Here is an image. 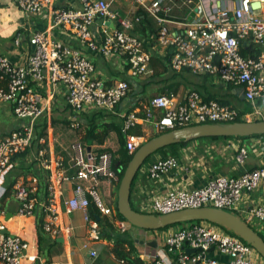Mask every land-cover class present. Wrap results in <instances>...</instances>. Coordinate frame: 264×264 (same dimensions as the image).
I'll use <instances>...</instances> for the list:
<instances>
[{
    "label": "built area",
    "instance_id": "1",
    "mask_svg": "<svg viewBox=\"0 0 264 264\" xmlns=\"http://www.w3.org/2000/svg\"><path fill=\"white\" fill-rule=\"evenodd\" d=\"M76 1L78 8H64L57 0H16L26 16L48 14L50 24L30 35L32 49L26 63H15L9 56L0 54V103L12 104L19 120L15 129L0 137V204L9 190L8 177L18 164L16 156L28 149L32 156L35 150L34 161L41 174L19 177L12 197L18 202L16 215L41 218V230L53 241L73 233V225L63 222L61 210L66 183L75 186L74 194L64 200L65 214L76 210L87 212L86 220L95 240L101 238L102 227L88 214L90 203H95L101 216L115 214L98 189L102 179L120 181L113 167L114 154L109 150L95 151L83 142L81 114L92 109L114 111L132 91L128 79L113 84L101 79L94 61L73 41L96 56L122 58L127 74L135 79L154 74L148 41L152 49L158 46L171 53L173 71L208 73L223 82L243 86L244 98L254 105L251 112L242 116L244 120L264 117V107L257 105L259 99H264V0H133L137 11L133 16H122L108 0ZM142 12L155 22L154 30L145 38L136 33ZM98 19H103V23H98ZM107 21L115 27L107 25ZM56 27L66 34L67 40L53 36ZM21 40L18 35L16 43ZM251 44L261 49L258 57L242 54V46ZM61 86L71 110L68 129L79 135L63 148L64 155L53 159L46 147V136L37 137V126ZM43 89L48 91L47 100ZM239 114L233 105L206 100L197 90L184 95L171 91L158 94L146 103L137 100L134 108L123 116L122 129L127 150L134 154L148 137L132 131L138 124L153 122L157 133H163L202 123H229L236 121ZM36 140L39 147L33 150ZM237 151V162L244 164L250 154L248 145L241 140ZM180 167L181 160L175 156L158 157L148 165L147 171L152 180H161ZM263 180L264 166L240 175L219 174L200 187L169 188L164 195L151 198L143 211L165 214L212 206L239 214L260 232L264 230V204L252 203V195ZM8 213L6 208L0 209V264H23L29 258L39 259L40 264H59L30 255V243L10 231ZM130 224L127 220L119 221L122 232ZM156 242L154 253L145 259L146 264H261L250 244L213 222L170 226L166 228L164 245ZM212 248L225 258L210 256ZM91 255L96 258L98 253L94 250Z\"/></svg>",
    "mask_w": 264,
    "mask_h": 264
},
{
    "label": "crops",
    "instance_id": "2",
    "mask_svg": "<svg viewBox=\"0 0 264 264\" xmlns=\"http://www.w3.org/2000/svg\"><path fill=\"white\" fill-rule=\"evenodd\" d=\"M108 1L112 2V8L115 11H118L122 16H133L137 12L133 0ZM57 3L64 8H78L80 6L76 0H57ZM49 24L50 17L48 14L28 17L18 8L16 0H0V54L9 56L15 63H26L28 53L32 49L29 44L30 35L35 31L46 29ZM143 24L142 26L139 25L136 29V33L145 38L149 31L153 29V26L149 28L146 27V23ZM52 34L58 39H68L66 34L58 27L52 30ZM18 35L22 39L19 44L16 43ZM147 43V46L152 50L154 58H162L168 54L167 50H162L158 48V46L157 49H152V45L148 41ZM73 44L76 47L81 48L84 53L94 61L97 75L107 84H113L119 79H128L136 86H139L136 90L138 93L144 90V82L147 78L135 79L130 77L127 74V65L122 58L116 57L113 59H105L94 55L80 46L76 41H73ZM170 70L173 71L170 64H168L167 70L164 69L163 66L158 68L159 74L156 75L161 76L163 80L157 87L159 94L174 91L177 94L184 95L190 90H197L204 99L211 98L228 100L230 105H233L239 111L245 106L246 101L244 98L243 86L223 82L217 76L208 73L193 74L185 69L179 72L173 71L174 74L171 75ZM155 73L153 75H155ZM41 91L44 94L45 100H47L48 91L46 89ZM149 99L150 98H144L142 96L132 98L129 95L114 111L92 109L88 112L82 113L81 116L84 125L83 142L87 143L91 149L95 151L105 148V150H109L116 155L118 150L121 149L119 136L116 132H111L103 144H98L96 141L91 140L87 141L85 139V127L88 117H92L94 114L99 116L101 112H116L114 113L115 116H119L120 123H122L123 116L134 108L137 100L146 103ZM70 111L65 90L62 86L58 87L55 97L47 109L45 117L41 120L42 123L47 119L46 147L49 151L50 157L53 159L64 155L63 148L69 145L72 142V139L67 141V138L61 137V133L59 136L54 135L53 126L55 123L53 124L52 119L56 116H66L69 119ZM0 114L5 118L6 126L13 125L12 129L17 127L19 120L15 117L12 104L0 103ZM159 115L160 111L157 110L155 116L158 117ZM103 118L104 119H101V121L114 122L112 119ZM150 127H152L153 132L157 133L153 122L138 124L132 129V131L134 132L135 130L140 129L141 134L149 136L150 132H152ZM64 130L66 129L64 128ZM9 131L0 132V137ZM77 138L78 136L75 134L73 140H76ZM115 143L116 146L114 145ZM240 143L241 140L235 139H206L193 141L189 145L181 148V153L184 156V160H181V167L166 174L161 180H152L148 176V165L142 167L133 184L131 202L136 208L143 211L145 205L148 204L151 198L164 195L169 188L178 186L189 188L200 187L206 184L210 178L219 174L240 175L245 171L264 166V135L244 141L250 150L249 158L244 164H239L236 160V154L238 152L237 147ZM34 149H36L35 145L33 146V150ZM34 155L35 150L33 155H29V158H27L24 166L25 169L18 168L17 164L14 172L19 174L18 178L25 174L30 175L33 173H40V167L37 162L34 163ZM68 160L69 158H66V162H68ZM31 165H33V167H31ZM74 171L75 170L73 169V174ZM118 183V181L108 182L103 179L99 181L98 189L106 203L109 202L110 199H113L117 192ZM74 186L75 183L65 184L66 190L61 200L63 222L66 224L71 223V225H73V233L70 237L64 236L53 241L49 235L41 230V218L36 216L21 217L16 215L18 202L12 197V195L8 197L5 204L8 212L13 213L8 219V227L10 231L20 234L23 239L27 240L30 243V255H37L42 261H55L59 264H123V262L119 261L111 251L115 245V236L110 239L102 228L101 238L95 240L91 236L89 224L86 220L87 212L76 210L70 215L65 214L64 200L74 194ZM252 203L264 204V180L259 189L252 195ZM115 211L117 212L116 209ZM116 212L112 217H103L110 219L114 224L115 229L122 232L119 227V221L121 218L118 217ZM125 232H128L132 237L131 240H133L140 258L146 262L145 259L148 258L149 254H153L155 250L154 248H156V246H151L148 243L156 240L159 245L163 246L166 228L147 230L130 224L127 226V230L123 233ZM142 241H144V243H142ZM94 250L98 253L96 258H93L91 255V251ZM209 255L222 259L225 258L217 251H214V249L210 251ZM259 262L264 264L261 259H259ZM23 264H40V262L39 259L29 258L25 259Z\"/></svg>",
    "mask_w": 264,
    "mask_h": 264
},
{
    "label": "water",
    "instance_id": "3",
    "mask_svg": "<svg viewBox=\"0 0 264 264\" xmlns=\"http://www.w3.org/2000/svg\"><path fill=\"white\" fill-rule=\"evenodd\" d=\"M98 23L102 24L103 19H98ZM106 24L112 28L115 27V24L111 21H107ZM263 134L264 119L233 121L229 123H202L158 134L150 140H147L133 154L129 161L118 187L117 212L132 225L147 230H159L175 224L193 221L213 222L238 235L246 243L250 244L264 260L263 236L235 212L205 206L157 214L136 210L131 205L132 188L139 170L144 167L146 160L160 149L181 141H191L203 137H246ZM11 214L13 213H8L7 219H9ZM148 244L155 247L157 242L154 240ZM187 251L194 252L196 249H187Z\"/></svg>",
    "mask_w": 264,
    "mask_h": 264
},
{
    "label": "trees",
    "instance_id": "4",
    "mask_svg": "<svg viewBox=\"0 0 264 264\" xmlns=\"http://www.w3.org/2000/svg\"><path fill=\"white\" fill-rule=\"evenodd\" d=\"M143 13V18L141 20V26L143 23H146V27H151L153 26V30H154V21L153 19L147 14V13ZM144 25V24H143ZM142 33V32H141ZM241 52L243 55L245 56H252V57H258L261 53V49L260 48H256L254 47L252 44L251 45H244L241 48ZM170 57H171V53H168L166 56L160 58V57H153V61H152V66L154 68V73L159 74L158 72V68L160 66H163L164 69H168V64H170ZM160 62V63H159ZM164 71V70H163ZM190 71V70H189ZM132 92L130 93V97L134 98V92H136L137 88L139 87L138 85L136 86L135 84H132ZM171 92V91H170ZM174 92V91H173ZM206 100H211V98H207ZM219 102L223 103V104H230V102L228 100L225 99H216ZM245 106L242 110H240V114L239 117L236 119V121H242L244 120V118L242 117L245 113L247 112H251L254 108V105L247 101L245 99ZM257 105L264 107V99H259L257 101ZM101 115V114H100ZM95 116L96 114H94V116L90 117V119H87V123H86V133H85V139L87 141L91 140V141H96L98 144H103L105 142V140L108 138V136L110 135L111 132H116L119 136V142H120V146H121V150H120V156L121 159H115L114 158V163H113V167L115 169V171L117 172L119 179L121 180L124 171L129 163V161L131 160L133 154H130L129 151L127 150V146H126V135L123 132L122 129V125L123 123L117 124L115 122H105V121H96L95 120ZM47 119H45L44 122H42L39 126H37V137L40 138L41 136H46L47 135ZM68 123V122H67ZM134 132L141 134V130H135ZM160 134V133H158ZM264 135V134H263ZM262 135H253V136H246V137H223V136H219V137H203L200 139H195V140H191V141H181L177 144H173L170 145L168 147L162 148L160 149L158 152H156L155 154H160V157L165 158L168 156H175L177 158L180 159V151L181 148L189 145L191 142L196 141V140H231V139H240L243 141H246L247 139L250 138H254V137H259ZM37 143V140L34 142V145ZM36 147H39V143H37ZM105 148H101L98 151H104ZM31 153V149H28L27 151H24L22 153H19L15 160H17L18 162V168L20 169H25V164L27 161V157L30 155ZM153 156H151L150 158H148L145 162V164H150L151 161H153L152 159ZM36 161H34L35 163ZM31 167H33V165H31ZM36 174V173H33ZM41 174V171L40 173ZM18 173L16 172H12L9 177H8V193L6 195V198L3 199V201L0 204V209H5L7 208L6 204V200L8 199V197H10L12 195V190H13V186L15 185V183L18 180ZM26 175V174H25ZM44 174L41 175V179L44 180L43 183L45 182V178L43 176ZM120 183V181H119ZM119 183H118V187H119ZM131 205L133 206L134 209L141 211L140 209L136 208L135 205L131 202ZM89 215L93 218H95L99 224L102 226L103 231L106 232V235L111 239L115 236V245L114 247L111 249V251L113 252V254L115 255V257L119 260L122 261L123 264H146V262L144 260H142L139 256V253L136 249V246L133 242V240H131V238H129V233L125 232V233H117L115 232V226L112 223V221L110 219H108L107 217H103L100 215L99 210L97 209L96 205L94 202L90 203L89 206ZM117 215L119 218L126 220L119 212H117ZM201 221H193V222H187V223H183V224H175L172 226H181V227H185V226H192L196 223H200ZM170 227V226H169ZM168 228V227H166ZM226 229V228H225ZM227 230V229H226ZM229 231V230H227ZM231 232V231H229ZM232 234H235L233 232H231ZM260 234L263 236L264 238V234L260 232ZM236 235V234H235Z\"/></svg>",
    "mask_w": 264,
    "mask_h": 264
},
{
    "label": "rangeland",
    "instance_id": "5",
    "mask_svg": "<svg viewBox=\"0 0 264 264\" xmlns=\"http://www.w3.org/2000/svg\"><path fill=\"white\" fill-rule=\"evenodd\" d=\"M170 74L173 75L174 74L173 71L170 70ZM162 81L163 80H162L161 76L153 75V76L147 77V79L144 82L145 83L144 84V90L141 91L140 93H138L137 91L134 92L133 97L135 98V97L142 96L144 98H152V97L158 95L159 93H158L157 87L160 85V83ZM114 113H116V112H101L102 115L96 116L95 120L100 122L101 119H104L103 117H105V118H108V119H112V121H114L115 123H120V120H119L120 117L117 116V115L115 116ZM88 119H90V116L88 117ZM56 121H58V122H56ZM52 122H53V124L55 123L54 126H53L54 135L59 136V134L61 133V137L67 138V141L69 139L73 140V138H75V133L73 132V130L72 129H68V123H67L68 122V118L66 116H64V117L56 116L55 118L52 119ZM12 127H13V125L6 126L5 118L0 114V132L9 131V130L12 129ZM64 128L66 130H64ZM150 130L152 131V127H150ZM78 135L79 134H76V136H78ZM157 135H158V133H155V132L152 131V132H150V135L147 137V140H150L151 138H153V137H155ZM114 145L116 146V143ZM120 150L121 149L118 150L116 155L114 154L115 155V159H121ZM180 152H182V151H180ZM180 154H181L180 155V160H184L183 154L182 153H180ZM158 157H160V154H154L152 159L154 160V159H156ZM146 165H148V164H144V166H146ZM117 195H118V188H117V192L114 195L113 199L112 200L110 199V201L107 202L108 205H111L115 209H116V206H117V198H118ZM115 232H119V231L117 229H115ZM260 232L264 234V230H261ZM119 233H123V232H119ZM128 236H129V238L132 239V237L130 235H128ZM256 253H257V251H256ZM256 259L258 261H259V259H261L264 262L263 258L258 253L256 254ZM101 264H103V263H101ZM117 264H119V263H117Z\"/></svg>",
    "mask_w": 264,
    "mask_h": 264
}]
</instances>
